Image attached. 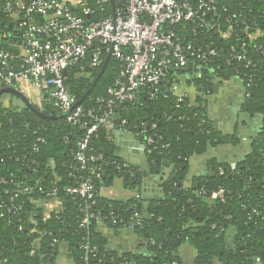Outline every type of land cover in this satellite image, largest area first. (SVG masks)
<instances>
[{
  "label": "trees",
  "instance_id": "obj_1",
  "mask_svg": "<svg viewBox=\"0 0 264 264\" xmlns=\"http://www.w3.org/2000/svg\"><path fill=\"white\" fill-rule=\"evenodd\" d=\"M5 1L0 0V51L17 54L22 31L19 21L4 11ZM85 1L93 9L90 16H85L88 21H99L113 14L110 0L103 4ZM188 1L197 5L205 0ZM121 2L114 0L117 7ZM215 2L218 13H210L206 19L217 20L222 30L232 27L230 38L222 37L217 29L201 26L197 20H184L172 27L198 49L218 51L217 55L207 57V64L196 55L191 57L195 75L190 85L197 92L194 101L188 96L179 100L170 89L177 73H181L175 70L155 99L144 96L134 104L117 102L111 116L115 126L135 131L144 128L152 137V143L142 138L152 173L170 170L158 197L126 202L102 197L103 187L116 178H122L126 188L141 192L146 172L140 164L128 163L117 156L114 141L99 126L90 137L87 154L102 155L103 159L83 167L76 155L85 130L70 124L54 101L44 95L41 103H34L54 117L48 120L38 116L16 95L1 96L0 264H57L63 248L70 264H181L177 254L184 244L196 251L199 264L214 257L222 264H264V37L251 43L245 34L246 27L249 30L259 27L264 32V0ZM82 3L76 9L79 14ZM233 14L235 17L229 20ZM242 46L245 59L237 60L231 54L241 53ZM21 63L19 58L11 67L18 69ZM86 63L67 69L66 85L77 102L90 90L101 70L89 69ZM204 65L209 71L199 70ZM119 67V62L110 58L105 72L81 103L83 107L95 109L98 115L109 110L107 103L99 99L110 100L107 90L119 75ZM233 77H238L250 94L243 109L250 116L262 117L261 130L251 138L249 154L237 161L235 169L230 163L211 160L207 172L195 176L188 187L185 183L193 154H203L211 146L237 145L241 141L236 134L226 135L218 130L206 104V97L213 94L215 85ZM40 138L44 141H39ZM36 144L38 150L34 149ZM94 167L100 168L102 176L94 179L97 195L92 200L66 191L67 186L77 185L80 177L87 176ZM27 187L34 189L25 192ZM53 189L58 190L55 200L61 209L45 216L37 201L51 200L48 194ZM143 202H147L145 216ZM87 205L99 219H92L83 227ZM99 222L114 230L132 227L146 239L147 253L112 250L107 238L97 230Z\"/></svg>",
  "mask_w": 264,
  "mask_h": 264
},
{
  "label": "built area",
  "instance_id": "obj_2",
  "mask_svg": "<svg viewBox=\"0 0 264 264\" xmlns=\"http://www.w3.org/2000/svg\"><path fill=\"white\" fill-rule=\"evenodd\" d=\"M106 1L97 0V3L103 4ZM77 6L78 4L73 5L64 0L5 1L4 11L14 21H19L22 42L20 53L0 51V87L16 84L26 94L27 90L36 89L41 92L43 98L47 95L49 101H54L70 124L85 130L76 159L86 167L103 159L102 155L87 154L90 151V137L95 134L98 126L104 128L115 141V124L111 116L117 102L131 101L134 104L144 96L155 99L175 70L181 71L180 74L177 73L176 79L181 74H189L190 79H194L192 56L196 55L198 60L207 64L208 56L217 55L215 48L204 51L198 49L194 43L185 41L173 26L184 20H197L203 27L217 29L224 38L231 37L233 28L222 30L217 20L206 19L210 13L217 14L219 11L215 0L201 1L197 5L188 0H122L118 7L115 3V15L99 21H88L85 18L93 11L85 0L79 8L80 14L76 12ZM233 17L234 14L229 20ZM252 29L254 30H249V27L245 29L251 43L264 37V32L259 27ZM242 47L241 53L233 54V46L232 57L244 60L245 46ZM109 54L119 62V75L107 90L110 100L99 99L107 103L109 110L103 115H98L95 109L78 105L76 97L69 92L66 85L65 70L82 62H87L89 69H100ZM262 54L264 58V51ZM19 58L22 59L19 68H12L11 63ZM188 64L190 69L186 72L184 69ZM200 69L209 71L206 65ZM170 89L176 93L174 86L171 85ZM245 96L249 97L250 94L245 92ZM178 97L183 100L187 94ZM41 101L42 99H39L38 103ZM122 124L126 125L127 121L123 120ZM155 128L156 124H153L152 129ZM127 130V127H119L121 133ZM133 132L144 145L143 139L148 143L153 142L146 129L141 128ZM39 141L43 142L44 138ZM34 149L38 150L37 144ZM230 164L232 169H235L237 162ZM124 166L128 167V164ZM99 170V167L91 168L87 176H81V181L77 185L67 186L66 191L85 200H92L97 195L94 179H100L102 176ZM33 189L27 187L24 191L31 192ZM57 193L58 190L53 189L48 195L55 200ZM222 193L223 191H220L218 195L221 196ZM146 197L148 196L139 190L135 194L138 201H143ZM90 208L89 205L85 208L83 227H86L90 220L99 219Z\"/></svg>",
  "mask_w": 264,
  "mask_h": 264
},
{
  "label": "crops",
  "instance_id": "obj_3",
  "mask_svg": "<svg viewBox=\"0 0 264 264\" xmlns=\"http://www.w3.org/2000/svg\"><path fill=\"white\" fill-rule=\"evenodd\" d=\"M189 74H181L172 84L177 96L184 93L194 101L197 94L195 88L190 85L192 79ZM213 94L206 97V104L209 117L214 121L218 130L226 135L236 134L241 141L237 145L221 144L211 146L203 154H193L189 158V174L186 186H190L195 176L202 175L208 170V163L211 160L218 162L233 163L242 160L250 152L251 138L256 136L262 127L263 119L260 115L250 116L243 109L245 103V86L238 77H233L226 81H221L215 85ZM27 95L34 101L43 100V95L36 89L27 90ZM8 101V100H5ZM17 102V101H16ZM22 102L19 101V104ZM41 103V102H40ZM160 183L163 184L170 175V170H163L159 173ZM157 175V174H155ZM147 184L145 183L142 192L147 196ZM138 190H131L125 187L122 178H116L111 185L103 187L101 190L102 197L118 201H130L135 199ZM161 188H157L154 197H158ZM143 215H147V202ZM45 216H50L53 212L61 209V205L56 200H40L37 201ZM97 230L102 233L108 240V245L112 250L120 253H147V241L145 238L138 236L131 227L121 230L109 228L105 223L99 222ZM178 257L181 258V264H199L196 261V251L189 245L181 246ZM57 264H70V259L66 253V249L60 253ZM205 264H222L220 261L208 262Z\"/></svg>",
  "mask_w": 264,
  "mask_h": 264
},
{
  "label": "water",
  "instance_id": "obj_4",
  "mask_svg": "<svg viewBox=\"0 0 264 264\" xmlns=\"http://www.w3.org/2000/svg\"><path fill=\"white\" fill-rule=\"evenodd\" d=\"M113 5V14L115 15V4L114 0H110ZM111 56L110 54L107 55L104 65L102 66L99 76L90 88L89 91L84 95V97L78 102V105L81 104L87 96L90 94V92L93 90L94 86L96 85L97 81L101 77V75L105 72L106 67L109 63ZM190 69V64L187 65V67L184 69V71L188 72ZM65 75H67V70H65ZM68 90L70 92V88L68 87ZM55 90H53L54 92ZM3 94H13L16 95L24 104H26L28 107H30L38 116L44 118V119H52L54 117L46 115L42 110L37 108L34 105V102L30 99V97L26 94V92L18 87L16 84L13 86H4L0 89V98ZM127 104H132L131 101H127ZM114 136H115V154L119 156L122 160L140 164V166L143 168V170L146 172L145 177V183L147 184V191H148V197H152L155 195L157 188L161 186L160 183V174H153L151 171V167L147 158L146 154V146L137 139L135 133L131 128H128V130L125 133L119 132V127H114ZM168 164L165 165L167 167ZM157 195V194H156ZM155 195V196H156Z\"/></svg>",
  "mask_w": 264,
  "mask_h": 264
},
{
  "label": "rangeland",
  "instance_id": "obj_5",
  "mask_svg": "<svg viewBox=\"0 0 264 264\" xmlns=\"http://www.w3.org/2000/svg\"><path fill=\"white\" fill-rule=\"evenodd\" d=\"M64 1H67L68 3H70V4H79L80 2H82L83 0H64ZM32 89V88H31ZM35 103H38V100L37 101H35ZM210 262H214V263H216V262H218V260L216 259V257H214Z\"/></svg>",
  "mask_w": 264,
  "mask_h": 264
}]
</instances>
